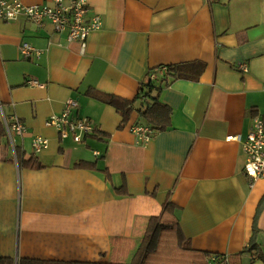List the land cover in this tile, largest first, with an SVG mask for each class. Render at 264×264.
Listing matches in <instances>:
<instances>
[{
  "label": "crops",
  "instance_id": "1",
  "mask_svg": "<svg viewBox=\"0 0 264 264\" xmlns=\"http://www.w3.org/2000/svg\"><path fill=\"white\" fill-rule=\"evenodd\" d=\"M87 1L102 25L84 48L49 22L0 18V257L108 261L170 203L193 248L232 258L253 235L239 264H264V175L250 183L242 147L264 114V0ZM159 65L179 73L158 95L169 122L139 143L137 113L123 121L97 95L133 100ZM68 98L96 127L81 143L45 124ZM13 116L26 131L10 139Z\"/></svg>",
  "mask_w": 264,
  "mask_h": 264
},
{
  "label": "trees",
  "instance_id": "2",
  "mask_svg": "<svg viewBox=\"0 0 264 264\" xmlns=\"http://www.w3.org/2000/svg\"><path fill=\"white\" fill-rule=\"evenodd\" d=\"M160 66V65H159ZM158 66V67H159ZM166 71L150 79L151 72L158 73L159 68H152L146 80L141 84L133 100H124L112 95H97L106 102L113 104L121 112L125 121L132 111L138 116V123L149 125L154 130L164 129L170 118V108L158 99L159 92L179 77L178 68L165 65ZM264 206L262 196L253 220L256 228L257 216ZM178 217L173 205L167 203L159 215L147 219L141 237L118 239L112 244L114 256L108 261H48L31 258H21L18 264H210V258L215 257L218 262L239 264V255L246 251H257L258 247L252 235L248 245L239 253L231 256L207 250L195 249L182 234L178 224ZM0 264H14L11 257H0Z\"/></svg>",
  "mask_w": 264,
  "mask_h": 264
},
{
  "label": "built area",
  "instance_id": "3",
  "mask_svg": "<svg viewBox=\"0 0 264 264\" xmlns=\"http://www.w3.org/2000/svg\"><path fill=\"white\" fill-rule=\"evenodd\" d=\"M20 16H26L36 25L45 22L52 24L57 32L67 31V39L80 43L84 48L90 31L98 29L102 25V17L91 11L87 0H51V4H26L21 0H0V18L11 21ZM20 52L24 57H30L32 53L40 54V51L28 43L20 46ZM159 72H151L150 79L166 71L165 65H160ZM241 68L247 71L246 65ZM31 83H33L31 81ZM77 99L68 98L63 109L58 113H52L46 119L45 124L54 127L61 138L71 137L74 142L81 143L85 137L96 129L93 122L87 116L77 115ZM6 133L10 139L13 136L23 135L26 131L24 123L16 116L2 120ZM132 132L139 143L148 142L153 129L146 124H135ZM233 135L227 139H234ZM242 144L246 154L244 170L250 179V183L257 177L264 175V114H255L252 118V127ZM48 139L41 135H35L31 139L32 153L37 154L47 148ZM210 264H226L218 262L215 257L210 258Z\"/></svg>",
  "mask_w": 264,
  "mask_h": 264
},
{
  "label": "rangeland",
  "instance_id": "4",
  "mask_svg": "<svg viewBox=\"0 0 264 264\" xmlns=\"http://www.w3.org/2000/svg\"><path fill=\"white\" fill-rule=\"evenodd\" d=\"M259 251H260V249H259Z\"/></svg>",
  "mask_w": 264,
  "mask_h": 264
}]
</instances>
